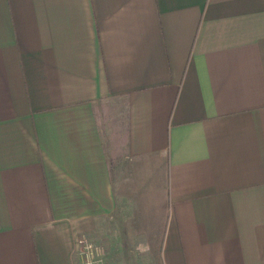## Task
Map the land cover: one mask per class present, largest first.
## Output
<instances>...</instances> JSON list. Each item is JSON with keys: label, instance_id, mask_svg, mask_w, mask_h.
Masks as SVG:
<instances>
[{"label": "crops", "instance_id": "1", "mask_svg": "<svg viewBox=\"0 0 264 264\" xmlns=\"http://www.w3.org/2000/svg\"><path fill=\"white\" fill-rule=\"evenodd\" d=\"M264 264V0H0V264Z\"/></svg>", "mask_w": 264, "mask_h": 264}, {"label": "built area", "instance_id": "2", "mask_svg": "<svg viewBox=\"0 0 264 264\" xmlns=\"http://www.w3.org/2000/svg\"><path fill=\"white\" fill-rule=\"evenodd\" d=\"M78 242L81 264H110L105 256V249L100 243L87 236L79 238Z\"/></svg>", "mask_w": 264, "mask_h": 264}]
</instances>
